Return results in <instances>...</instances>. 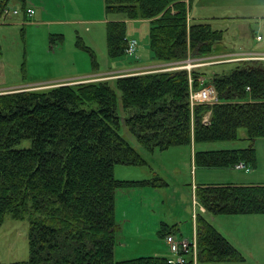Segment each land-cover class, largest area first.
I'll use <instances>...</instances> for the list:
<instances>
[{"label": "trees", "instance_id": "1", "mask_svg": "<svg viewBox=\"0 0 264 264\" xmlns=\"http://www.w3.org/2000/svg\"><path fill=\"white\" fill-rule=\"evenodd\" d=\"M105 5L108 15H123L107 23L111 57L126 55L127 19L150 21L148 46L157 61L209 56L224 38L209 22L189 21L185 0H105ZM22 10L27 13L25 6ZM222 63L233 67L210 78L218 101L194 107L190 79L201 88L198 78L207 75L206 68L0 93V226L7 214L30 224L29 259L13 264L168 263V258L153 256L116 259L117 190L147 183L115 176L119 163H146L121 129L125 125L148 152L236 141L244 129L242 140L249 141L248 147L196 150L195 160L208 167L255 165L254 144L264 138V59L212 66ZM197 188L207 214H264V184ZM196 224L198 264H251L203 212Z\"/></svg>", "mask_w": 264, "mask_h": 264}, {"label": "rangeland", "instance_id": "2", "mask_svg": "<svg viewBox=\"0 0 264 264\" xmlns=\"http://www.w3.org/2000/svg\"><path fill=\"white\" fill-rule=\"evenodd\" d=\"M30 1L32 0H28L27 5ZM185 1L188 4V1ZM221 1L226 4L224 7L219 5ZM7 3L9 6L19 5L20 13H11L8 16L0 13V93L16 90H41L64 83L116 79L127 74L145 71L148 73L154 70L188 69L192 71L198 68H206L207 75H203L208 81L215 71H219V69L229 70L230 67H233L231 66L232 63H222L218 65L219 68L217 69L218 66H212L216 63L246 58L264 59V56L253 53L240 54L236 57H222L220 62H211L207 58L189 56L187 59L165 62L160 66L150 67L149 63H146L134 69L121 70L109 76H97L93 74L109 72L113 68L120 67L112 63L113 59L122 57L119 58L122 62L129 60L130 55L111 57L108 51V21L106 22L105 19H118L123 15H108L104 0H34L37 15L31 21H22L20 19V16H23L22 1L8 0ZM43 3L53 6H44ZM57 4H67L68 6H57ZM205 6H203V0H197L191 9V14L196 17L197 15L210 16L207 19L213 22L215 28L222 27V23L228 21L225 25L228 27L225 30V38L227 46L231 45V49L238 50L243 47L244 44L240 42L241 38L245 41L253 40L254 34L251 36V27L255 29L256 34L258 33L255 36H261V39L264 37V0H212ZM215 13H220L219 19L213 18ZM40 14H43L42 19L39 17ZM227 16H233L235 19L224 18ZM72 17L77 18L75 21L73 18L71 23H61V21L69 20ZM44 20H53V22L43 23ZM245 20H251L250 27L244 31L249 33V37L246 38L242 37L240 32L241 21ZM145 28H148L147 23L142 26L139 32L143 34ZM261 39L259 42L264 44V39ZM147 40L149 45V34H147ZM136 54L137 51L132 56ZM153 61L147 59L145 62ZM190 61L191 63H189ZM139 63H143V59ZM130 64L128 63L126 66ZM67 76L82 77L64 78ZM21 84L26 85L15 86ZM215 90L218 96L216 87ZM119 104L121 105L120 100ZM121 112L124 114L123 107ZM208 122L209 119L206 123ZM243 131L245 130H240L241 138L239 140L201 142L195 144L193 149L248 147L249 141L242 140ZM121 133L141 152L146 163L143 165L119 163L114 168L116 178L120 180H146L147 183L140 189H133L128 198V193L125 190H117L115 215L116 221L122 227L117 233L116 259L130 260L150 256L173 257L174 254L166 241V232L180 224L178 232H182L183 236H178L175 233L168 234L193 241L195 234L197 237V224L195 225L193 218H197L199 212H203L205 215L208 212L198 201V196L196 197L197 187L193 194L188 195L189 200L183 198L184 195L188 194L192 184L196 182V171L197 181H202L203 176L200 168L206 167L196 163L195 157L191 153L193 144L191 146L175 145L165 149L156 148L152 152H148L136 135L132 134L125 125L121 129ZM23 144L29 146L30 141L25 140ZM23 144L22 146H24ZM254 147L256 149V163L255 165L249 163L250 171L236 169L233 166L207 167L204 170L206 179L264 182V138L257 139ZM215 216L223 218L214 222L216 228L225 231V233L234 232V236L231 237L235 241H240L247 253L245 254L247 258L244 257L246 260L248 259L249 263L256 264L255 259L264 260V218H262L264 214H245L239 221L238 219L235 221L232 217L237 215L221 214ZM228 216L230 220H224ZM29 229L28 220L13 218L10 214L5 216L0 226V262L13 264L29 259ZM250 253L254 255L255 259Z\"/></svg>", "mask_w": 264, "mask_h": 264}, {"label": "crops", "instance_id": "3", "mask_svg": "<svg viewBox=\"0 0 264 264\" xmlns=\"http://www.w3.org/2000/svg\"><path fill=\"white\" fill-rule=\"evenodd\" d=\"M6 1L8 0H1L0 1V11H1V5H5ZM34 0L30 1L29 5H27V1H25V8L29 7V8H33L35 11H36V8H35V4L33 3ZM105 1V0H104ZM188 1V4L190 6V19H191V22H194V21H199V22H204V21H208L210 24H212V26L214 27L213 25V22L207 18H209L210 16L208 17H205L204 15H197L194 16L191 14V9L194 5V3H196L197 0H187ZM212 0H203V6H205L206 4L210 3ZM44 6H53V5H47V3H43ZM220 6H225L226 4L223 3V1L220 2L219 4ZM19 5H13V6H10L11 8H16L18 7ZM57 6H68L67 4L66 5H63V4H57ZM88 6V5H87ZM206 7V6H205ZM20 8V7H19ZM23 8V7H22ZM1 13V12H0ZM37 15V11L35 12V14L33 16H29L27 15L26 11L23 10V16H20V19L22 21H26V20H30L32 18H34L35 16ZM220 13H215L213 18H216V19H219L220 17ZM39 17L42 19L43 18V14H40ZM75 18V19H73ZM77 17H72L71 19L69 20H65V21H61V23H71L73 21H71L72 19L75 21ZM224 18H228L229 20H233L235 19L233 16H227V17H224ZM105 21H109V19H105ZM127 21V36L130 38V37H133V38H136L138 41H139V46H138V50H137V54L135 56H130L129 57V60L126 61V62H122L119 60V58H122V57H119L118 59H113L112 60V63L113 64H116L120 67H116V68H113L111 69V71L109 72H98V73H95L93 75H97V76H109L113 73H116V72H119L121 70L123 71H126L128 69H134L138 66H141V64H146V63H149L150 67H155V66H160V65H163L165 62H162V61H157L155 59L152 58V54L149 50V46H148V40H147V34H149V29H150V21L149 20H126ZM263 21H264V18H263ZM43 23H52L53 20H48V21H42ZM234 23V21H231ZM147 23L148 24V28L145 30L143 29V34H141L139 32V30L142 28V26ZM228 23V21H225L223 22L222 24V27H217L215 29L217 30H222L224 32V39L218 43L215 47H214V53L210 56H206V57H202V58H207V60H210L211 62L212 61H218L220 60L222 57H233V56H238L240 54H247V53H253V54H258L259 56H264V44L263 43H260L256 33H255V29H253L251 27V36H252V41L248 40V41H245V40H242L241 38V43H243V47H241L240 49L236 50L235 48L234 49H231L230 46H227L226 44V38H225V30L228 29V27H225V25ZM242 24H240V28H241V35L242 37L246 38V37H249V33L248 32H244L247 28L250 27L251 25V20H245V21H241ZM263 25H264V22H263ZM264 37L261 39L263 40ZM127 55V54H126ZM129 56V55H127ZM124 57V56H123ZM143 59V63H139L141 60ZM147 59H152L154 60L153 62H145ZM193 59H200V58H193ZM128 63H131L129 66H126ZM125 65V66H124ZM133 65H136V66H133ZM124 66V67H122ZM133 66V67H131ZM144 66V65H143ZM130 67V68H129ZM100 68V67H99ZM78 77H82V76H67V77H64V78H78ZM26 84H29V83H26ZM26 84H21V85H15V86H22V85H26ZM195 144H193L191 146V153L192 155L195 157V152L196 150H194ZM196 148V147H195ZM238 165V164H237ZM237 165L233 166V167H236V169H242V168H239ZM203 166V165H202ZM203 167H208V166H203ZM206 168H200L201 169V173H202V176H203V179L202 181H197V171H196V182L192 184V187H190L189 191H188V194L187 195H184L183 198L189 200L190 197L188 196L189 194H193V192L195 191L194 189H196V187L198 186H202V185H255V184H264L263 181H251V180H244V181H214V180H207L206 179V174L204 172V170ZM245 170V169H243ZM247 171V170H246ZM250 171V170H249ZM142 179H145V178H142ZM141 188V187H140ZM140 188H123L122 190H125L126 193H128L127 195V198L130 196V192L133 191V189H140ZM121 190V191H122ZM190 208H189V212H190ZM193 211H194V207H193ZM193 215V213H192ZM226 215H231V214H226ZM208 220H210L214 225H215V221H218L219 219H223V218H220L219 216H215L214 214H206ZM243 215H237V216H232L234 217V220L235 219H238L241 220ZM230 217L228 216L227 218H224V220H228ZM264 218V217H262ZM233 219V218H232ZM196 220V219H195ZM230 220V219H229ZM236 221V220H235ZM119 224V229L122 227L120 223ZM216 226V225H215ZM176 228L173 229L174 233L178 236H183L182 235V232H178V230H180V224H177L175 225ZM217 227V226H216ZM219 230V229H218ZM220 231V230H219ZM223 235H225L229 241L245 256L246 251L243 249L240 241H235V239H233V237L231 236H234V232L232 231H229L228 233H225V231H220ZM251 256H253L254 258V255L252 253H250ZM246 257V256H245ZM247 258V257H246ZM255 259V258H254ZM125 260H129V259H120L117 261L121 262V261H125ZM248 260V259H247ZM256 260V264H264V260H258V259H255Z\"/></svg>", "mask_w": 264, "mask_h": 264}, {"label": "built area", "instance_id": "4", "mask_svg": "<svg viewBox=\"0 0 264 264\" xmlns=\"http://www.w3.org/2000/svg\"><path fill=\"white\" fill-rule=\"evenodd\" d=\"M27 12L29 13V15H33L35 10L33 8H28ZM10 13L17 14L19 13V9L4 6L3 14L7 15ZM258 39H261V36H258ZM138 43H139L138 40L135 38L128 39L126 53L129 55H134L137 50ZM189 63H191V61ZM198 64H202V63H198ZM154 71H158V70H154ZM199 80L203 84V87H201L200 89H194L192 85L190 87L191 106L193 107L197 104L205 103V102L215 103L218 100V96L214 85H212L211 83H207V79L203 75L199 76ZM248 89H250V87H248ZM208 119H209V115L205 117L204 121L206 122L208 121ZM237 166L239 168L249 170V167L246 166L245 163H239ZM166 241L170 245L171 251L174 254L173 257L168 258V264H198L197 261L198 244H197L196 234L193 238V241H189L188 239H183V238L181 239L177 238L173 234H167ZM190 258L193 259V263L189 262Z\"/></svg>", "mask_w": 264, "mask_h": 264}, {"label": "bare ground", "instance_id": "5", "mask_svg": "<svg viewBox=\"0 0 264 264\" xmlns=\"http://www.w3.org/2000/svg\"><path fill=\"white\" fill-rule=\"evenodd\" d=\"M150 72H156V71H150ZM192 79H190V81H191ZM71 81V80H70Z\"/></svg>", "mask_w": 264, "mask_h": 264}]
</instances>
